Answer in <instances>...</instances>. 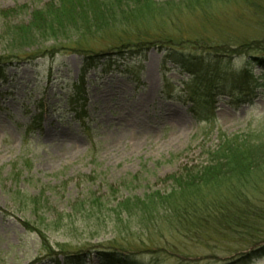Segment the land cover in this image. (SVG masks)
<instances>
[{
    "label": "rangeland",
    "instance_id": "rangeland-1",
    "mask_svg": "<svg viewBox=\"0 0 264 264\" xmlns=\"http://www.w3.org/2000/svg\"><path fill=\"white\" fill-rule=\"evenodd\" d=\"M55 1L0 0V264H101L114 251L143 264L264 255V169L243 184L198 188L205 219L180 226L169 227L161 209L155 224L119 206L167 194L172 176L197 170L209 153L264 137V62L251 59L264 56V0L189 10L188 0H153L162 17L138 12L55 38L29 30ZM119 41L137 52L117 57ZM170 55L210 67L212 78L196 84ZM228 185L254 208L252 229L216 226V201L233 202Z\"/></svg>",
    "mask_w": 264,
    "mask_h": 264
},
{
    "label": "trees",
    "instance_id": "trees-1",
    "mask_svg": "<svg viewBox=\"0 0 264 264\" xmlns=\"http://www.w3.org/2000/svg\"><path fill=\"white\" fill-rule=\"evenodd\" d=\"M213 1L214 0H188L186 1L188 5L185 9L189 10L191 8L201 7ZM255 1H257L258 5H261L259 2L263 0H243L249 9H253L252 3L256 4ZM55 3L59 5L58 8L51 3L44 12L37 13L33 16L34 23H31L29 30L38 33L41 37L50 36L52 38L57 37V35L62 36V34H78V32H80V34H89L93 33V31L98 32L106 27H111L113 23L116 24L118 22L113 19H117L119 16H123L121 20L125 23L124 21L126 18L130 20L131 16L133 17L138 12L142 13L143 20L146 21L150 20L152 17H162L164 12L153 0H56ZM165 4L167 6L172 4V2H166ZM147 13L150 15L147 16ZM90 15L92 16L91 19ZM107 18H111L112 20H108ZM111 21L113 22L111 23ZM94 23L96 25H94ZM27 33L20 30L16 31V36H20L19 38L23 39V41H21L22 44H27V42L30 41L29 38L26 39ZM130 42L131 41H119L118 45H121V47L118 48L114 54L118 57L122 56L124 53L132 54L133 52H137L138 49L132 48L130 46L132 43L130 44ZM95 57L99 56L95 55L94 57L89 56L85 58L88 64L83 68L84 72L94 66L96 63L93 61ZM169 58L177 64H180L187 73L190 72V74L194 76L196 84L201 85L202 81H204L203 79H211V74L214 73L210 67L203 66L196 62L193 63L186 57H173L170 55ZM251 59L258 63L264 62V56H252ZM241 147L243 148L234 147L232 149L228 148L223 151L209 153L205 164L200 165L197 170L190 169L180 177L172 176L170 178L171 188L167 194L152 193V195L137 201L135 204H132L129 200H125L122 201L119 206L124 208L126 211L125 213L129 215L131 211L134 213L140 212L143 215L142 219H147V222L150 223L154 221L155 224L158 222L157 219L155 220V215H159V210L161 209L165 214H168V216L165 215L164 220H167L169 227L176 226L175 222L180 226L183 221L187 224V221H190V219H205L204 215H197V213L201 212L198 211L200 207L198 206V202L202 203L201 201L203 200L197 199L199 196L197 194L198 188L210 185L213 187V185L220 183V181H224L223 183L229 182V184L231 182L243 184L247 181L249 175L251 176L259 169H264V137L256 143L243 145ZM227 190L233 194V202L231 200L232 203H230L232 205H229L222 200L216 201L219 205V209L216 213L218 212L217 215L220 216L219 219L216 220L218 221V225L216 226L222 227L226 231L252 229L256 217L253 211L254 208L249 205L247 197L241 192L232 189L231 186L227 188ZM204 205L205 208H207L205 202ZM191 216H193V218H190ZM103 256L106 257L108 261L101 259V264H126L127 261H131H124V259H122V254L118 251ZM262 256H264L263 251L252 249L248 254L244 255L243 259L237 264L251 259H258ZM131 263L143 264V262L141 263L137 260L131 261Z\"/></svg>",
    "mask_w": 264,
    "mask_h": 264
},
{
    "label": "bare ground",
    "instance_id": "bare-ground-1",
    "mask_svg": "<svg viewBox=\"0 0 264 264\" xmlns=\"http://www.w3.org/2000/svg\"><path fill=\"white\" fill-rule=\"evenodd\" d=\"M122 119H123L124 122H126L128 125H130L131 122H132V120H131L130 117H127V118H126V117L123 116ZM137 123H138V122L136 121V124H137ZM178 123L181 124V125L183 124L182 122H179V121H178ZM64 137H66V136H63V138H64Z\"/></svg>",
    "mask_w": 264,
    "mask_h": 264
}]
</instances>
